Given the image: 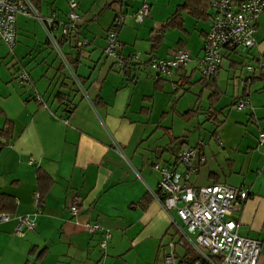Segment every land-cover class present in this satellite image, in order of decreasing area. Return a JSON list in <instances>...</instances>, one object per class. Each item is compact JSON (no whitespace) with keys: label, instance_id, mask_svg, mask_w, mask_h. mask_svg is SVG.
Returning a JSON list of instances; mask_svg holds the SVG:
<instances>
[{"label":"crops","instance_id":"crops-1","mask_svg":"<svg viewBox=\"0 0 264 264\" xmlns=\"http://www.w3.org/2000/svg\"><path fill=\"white\" fill-rule=\"evenodd\" d=\"M75 1L80 15L78 35L63 43L64 53L55 49L43 24L33 17L16 16V37L24 36V42L16 41L10 48L0 38V194L10 198L0 200V214L10 215L6 221L0 220V264H163L166 243L180 237L175 223L179 221L174 212L162 208L156 196L160 175L153 164L172 163L178 150L187 145L173 148L167 157L166 148L152 139L162 126L154 127L149 116L156 101L168 103L165 85L170 83L171 90L177 92L181 83L189 87L194 72H199L196 59L202 55L211 9L204 20L182 11V27H169L161 33L162 25L183 0L166 16L157 14L159 18L149 16L152 6L143 0L149 4V19L140 28L133 24L144 20L137 23L133 16L142 3L129 13L128 4L123 9L122 0H116L118 5L115 0ZM33 2L41 17L55 15L51 30L58 35L56 27L66 18L69 0ZM110 2L113 14L103 19ZM184 14L195 20L191 30L186 27ZM118 17L123 20L117 30L121 47L119 55L113 57L104 49L107 31ZM36 24L38 34L44 35L38 40ZM261 27L264 14L256 21L254 47L259 57H255L254 47L225 50L222 64L212 77L205 78L199 72V95L208 92L203 112L216 124L215 143L198 144V170L190 178L195 187L222 183L248 191L232 216L240 236L259 241L256 264H264V145L258 143V135L264 132ZM97 28L99 35L93 33ZM168 31L178 32L176 44L160 54V49H152V40L162 34V42ZM37 44L46 51L54 50L57 62L43 53L38 62L25 61V51L32 52ZM176 47L187 49L192 60L168 77L156 76L147 65L149 58L168 57ZM132 52L141 53L140 62L120 66ZM63 54L74 61L73 71ZM225 59L228 69L223 77ZM243 71L231 88L233 109L225 116L224 108L218 106L221 88L232 77L229 73L236 77ZM22 73L29 76L28 81L20 79ZM216 92L220 96L213 105L215 121L207 112L209 97ZM240 98L249 101L245 109L234 106ZM184 112L180 115L188 121ZM163 129L171 138L169 128ZM7 130L9 134L5 135ZM38 172L50 179L49 184H39ZM201 175L205 183L198 186L196 181ZM75 201L79 212L73 215L69 207ZM19 216L33 218L36 223L22 237L14 234ZM88 222H97L110 232L104 250L98 246L102 231L88 232Z\"/></svg>","mask_w":264,"mask_h":264},{"label":"built area","instance_id":"built-area-1","mask_svg":"<svg viewBox=\"0 0 264 264\" xmlns=\"http://www.w3.org/2000/svg\"><path fill=\"white\" fill-rule=\"evenodd\" d=\"M68 5L66 18L57 25L59 34L55 35L51 30L55 26V15L41 17L33 0H0V38L12 48L16 42V16L33 17L43 24L51 44L61 53L57 44L58 38L75 37L79 30L80 15L76 11L78 3L69 0ZM210 9V28L203 38L202 55L196 59L197 69L205 78L212 77L220 68L223 51L251 49L256 45V21L264 14V0H212ZM148 12L149 4L143 2L134 14L135 21L141 23ZM122 22L121 17L116 18L107 31L104 53L108 56L119 55L121 44L117 40V30ZM80 44L78 42V45ZM140 56L141 53L132 52L124 62L137 64L140 62ZM191 60L187 49L176 47L168 57H150L147 65L156 76L168 77ZM124 62L119 65H125ZM20 79L28 81L29 76L22 73ZM35 97L40 100L38 95ZM248 105L246 98H240L234 103L239 110ZM258 143L264 145V132L258 135ZM195 157L196 148H180L172 163L153 164V169L160 175L156 196L162 208L168 213L174 212L179 221L175 223L180 237L170 239L166 243L163 264H180L177 248H182L184 243L197 254L198 260L195 264H200V261L208 264H256L260 243L255 239L240 236L238 223L232 216L246 200L248 191L222 183L193 186L190 178L198 170ZM69 210L73 215L79 212L77 201L70 205ZM9 218L7 213L0 214L2 221ZM35 226L33 218L19 216L14 234L22 237L26 230H33ZM85 229L90 233L102 231L103 238L98 246L104 250L111 237L110 232L103 230L97 222L86 223Z\"/></svg>","mask_w":264,"mask_h":264},{"label":"rangeland","instance_id":"rangeland-1","mask_svg":"<svg viewBox=\"0 0 264 264\" xmlns=\"http://www.w3.org/2000/svg\"><path fill=\"white\" fill-rule=\"evenodd\" d=\"M122 1H123V9L125 8L124 7L125 4H128L127 10L130 13L133 10V8L140 6L143 0H122ZM145 1L151 4L152 6L149 16L150 15L157 16L158 14L161 17L166 16L168 12H171V10H174L176 4H179L182 2V0H145ZM87 2H90V0H87ZM114 3H116L117 5L119 4L118 1L116 0ZM109 4L110 5H107L105 7L106 12L104 16L102 17L103 19H106L109 15L113 14L112 11L109 10L110 9L109 6H112L113 3L110 2ZM147 16L145 17L144 22L142 24L134 23L133 26L137 28L144 27L146 25V22L149 19ZM157 18L159 17L157 16ZM184 18L186 20V27L191 30L192 28L191 24H194L195 20L192 19L187 14H184ZM34 21L37 22L38 20H34ZM202 24L203 22L199 21V25H202ZM36 25H37L36 26L37 27L36 28L37 29L36 38L38 40V36L39 38L40 37L43 38L44 35L40 34L41 35L40 36L38 34V24ZM207 26H208L207 23H205L204 27H207ZM93 33H95L96 35H99L100 33L99 29L97 28L95 32ZM177 33L178 32L176 31L166 32V34L163 37V41L160 42L161 44L158 47H156L155 50L157 51L158 49H160L161 51L160 54L165 53V50L168 47L174 46L176 44V38H178ZM259 33L261 35V38H264V27H261V30L259 31ZM20 38H22L23 40ZM16 39H17L16 41H23V42L24 40H26L24 36L21 37L19 34L17 35ZM30 40L34 42V34L30 35ZM14 50L18 52L17 46L15 47ZM53 51H50V50L46 51L42 44H39V45L37 44V46L32 52L25 51L22 57H24L25 61L27 62H31V61L38 62V59L41 58V54L43 53L46 56L50 55V59L54 62H57L56 57H55L56 52L55 51L53 52ZM60 51L64 53L65 48L60 49ZM253 53L255 54V57H259L256 47H254ZM260 58L262 59V62H264V57H260ZM252 63L255 64L257 67L259 66V63L257 62H252ZM71 69L73 70V67ZM227 69H228V61L227 59H225L223 62V70L221 72L223 74V77L226 75ZM243 74H244V71L240 74L237 72L236 77H233L232 73H229V75L232 77H230V80L227 81V84L226 85L223 84V87L221 88L223 91V95L218 103V106L224 108L222 113L225 116H227L229 111H231L230 109H233V106L230 105V102H231V90H232L231 88L234 87V85L236 84L234 81L239 82V77H242ZM199 78H200L199 72L195 71L191 79L192 80L191 84H188L189 87L187 86V83H184V84L181 83L180 85L181 87H179L177 92H174L171 90L170 83L165 85V88H166L165 95L166 96L164 98L169 100L168 103H167V100H158V102L156 101L154 108L152 109V112L150 113V116H149L150 123H154L153 125L154 127L156 124H160L162 126V127L157 128V131L156 133H154L152 139L153 140L155 139L156 141L161 142V145H163V147L166 148L165 154L167 157H169V154L171 156V152L173 148H176L180 144H186L188 147L196 148L198 144L207 145L208 141H212L213 144L215 143L213 142L215 138L213 131L215 130L216 124L212 120H210L208 116H206V114L203 112L205 106L207 105L206 99H207L208 92L205 91L203 93V96L200 97L199 94L201 90V84L197 82ZM71 83L73 85V82ZM198 106H199V112L195 114L194 117L190 118L188 121L184 120L182 116L180 115L182 112L188 109L196 108ZM171 107H174V110H170ZM232 111H234L235 113L236 110H232ZM151 127L152 126H150L149 129H151ZM163 127L169 128L171 138L169 137V135H167V133L164 132ZM207 149L209 148L207 147ZM207 153L208 155H210V157L213 156L209 150H207ZM202 178L204 177L201 175V177L197 179L196 184L198 186H201L205 183Z\"/></svg>","mask_w":264,"mask_h":264},{"label":"trees","instance_id":"trees-1","mask_svg":"<svg viewBox=\"0 0 264 264\" xmlns=\"http://www.w3.org/2000/svg\"><path fill=\"white\" fill-rule=\"evenodd\" d=\"M212 0H183L182 4L178 6V8L174 11V13L166 19L165 23L162 25V28L160 32H164L166 28H181L182 27V18H181V12L186 11L188 12L192 17L195 19H207V11L211 7ZM113 24V23H112ZM162 34L158 35L157 37L153 38L152 40V49L155 50V48L158 46V44L161 41ZM70 38L68 37H59L57 40V44L59 48L61 49V46L63 43ZM49 42V41H48ZM64 59L67 63V65L72 68L74 61L71 59V57L67 54H63ZM128 64H135V63H125V65ZM73 71V70H72ZM81 80V79H78ZM204 86L209 87L208 82L203 83ZM220 96L219 92L212 93L209 97V107L207 114L209 117L214 118L213 120H217L215 117V113L213 112V105L218 100ZM199 112V107L189 109L185 111L182 115L187 116L189 118L193 117L195 114ZM9 134V131H5V135ZM37 180L39 184L43 183V181H46L47 184H49L50 179L43 174L42 172H38ZM46 184V185H47ZM10 199L8 196H5L3 194H0V200H7ZM4 203V202H3ZM10 204L12 205V202L10 201ZM177 256L180 258V264H195V262L198 260V256L195 253V251L186 243H184L182 249L180 252L177 251ZM200 264H208L204 261H200Z\"/></svg>","mask_w":264,"mask_h":264},{"label":"water","instance_id":"water-1","mask_svg":"<svg viewBox=\"0 0 264 264\" xmlns=\"http://www.w3.org/2000/svg\"><path fill=\"white\" fill-rule=\"evenodd\" d=\"M187 148H188L187 146L183 147V149H187Z\"/></svg>","mask_w":264,"mask_h":264}]
</instances>
